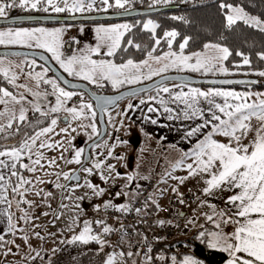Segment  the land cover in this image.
<instances>
[{
	"label": "snow or ice",
	"instance_id": "obj_1",
	"mask_svg": "<svg viewBox=\"0 0 264 264\" xmlns=\"http://www.w3.org/2000/svg\"><path fill=\"white\" fill-rule=\"evenodd\" d=\"M99 2L106 6L104 9L106 11L107 8L111 7L124 9L130 0H114V3L110 2V0H99ZM96 3L97 0H0V17H6L8 14L7 10L15 7L35 10L44 6L43 11L45 12H48L49 9L56 13L65 11L84 12L91 11ZM220 8L227 10L225 16L227 27L231 28L237 22H243L245 25L256 27L261 32H264V20L249 15L242 7L229 3H221ZM131 27L128 24L114 25L111 27L100 26L96 29L100 43L95 48L88 49L86 54L73 55L66 58H63L60 52V48L62 47V29L9 28L6 31H0V45L20 44L30 48L35 46L36 48L45 49L52 54V57L68 75L81 77L101 87L103 86L99 83L101 80L110 81L114 88H118L125 83L132 84L139 82L141 79H151L152 76L166 72L169 68H178L180 70L187 68L196 72L202 69L205 72L217 70L227 73L228 71L227 68L223 67V61H226L232 55L228 47L208 43L204 45V48L214 53L213 55H208L207 53L184 55V49L189 42V38H185L180 43L179 53H177L171 51L173 41L178 35L175 31H167L164 33L170 51L164 53L163 56H154L153 53L156 51V48L153 47L147 53L148 59L140 63H135L132 59H128L126 63L118 65L111 60H94L91 58V54L99 53L102 46L107 47V56L115 55L117 49L121 48L122 37L125 32L131 30ZM143 28L155 34L157 25L152 20H148L143 24ZM160 42V39L155 40L156 45H159ZM126 43L137 49L141 47L139 44H134V41L131 39ZM236 54L243 56L244 65L250 64L248 56L239 52ZM193 56L195 57V63H190L193 60ZM259 56L261 60H264V53H260ZM149 60L154 61L156 64H160L161 61H167V63L153 70ZM3 63L0 60V73L3 74L7 82L14 87L25 88L27 91H31L27 89L26 85L16 84L18 79L17 73L12 72L10 67H4ZM34 63L35 61H32V64ZM145 67L148 68L147 74L142 72V69ZM49 71L50 69L45 68L43 73H35L34 76L32 73H28L36 81L37 87L41 81L51 85L52 94L56 97V103L48 111L57 113L63 109L71 115L72 119H79L84 116L85 110H88L91 116L95 118L96 112L93 110L91 103H81L79 109L76 107H65L66 101L71 100L77 93L66 91L59 85L57 79H45L44 77ZM259 75L264 76V71L260 72ZM64 83L68 82L65 80ZM221 83L232 84L244 82L224 80ZM72 87L76 86L72 85ZM160 90L165 93L170 92L168 87H163ZM32 95L39 97L40 93L34 92ZM252 95L250 92L240 93L221 89L201 91L198 88H190L188 92L181 91L173 97L174 101H179L185 105L186 109L191 110L190 112L187 110L184 111L183 116L185 119L194 117H201L203 119V123L198 124L187 132L188 137L195 136L201 133L203 129L211 126V130L204 134L203 139L196 143L194 149L184 153L185 158H194L193 163L187 164L188 177L197 176L202 173L210 174V179L205 180V184L207 185L203 189L205 194H212L214 189L233 191V194L228 197L227 203L232 205L234 211L227 218L224 217V212H220L219 215L224 224L232 223L235 225L234 231L231 234L224 233L223 231L212 232L209 234L211 238L208 240L209 248L227 253L228 258L225 264H264V94H256L258 100L249 102ZM201 97L207 102V112L210 113V116L205 117V110L198 107ZM217 97L222 98V103L216 101L215 98ZM26 99L23 93L18 97L7 88L0 87V105L5 106L4 110L0 111V118L7 117V124L0 123V133L8 134L6 136H0V139H7L8 136L19 132L18 127L14 132H9V130L13 129V122L17 119L20 122H24L27 119V109L23 106V101ZM150 99L155 98L150 97ZM97 100L99 102V98ZM112 102L111 100H104L103 102H99V106L104 111L106 110L105 105ZM10 103L21 105L18 117L14 108L7 107ZM140 103L143 104L145 101L141 100ZM160 103L166 104L167 102L162 99ZM128 107L131 108L132 105L129 104ZM33 110L40 112L42 116L47 115V112L42 111L39 104H33ZM164 110L166 112L172 111V109L167 107ZM149 111L151 112L153 109L149 108ZM176 118H179V116ZM169 119H172V117L169 116ZM253 119L257 121V125H253ZM152 123L155 124L156 121L153 120ZM56 124L57 119L53 118L50 121V126L41 128L33 135H27L18 146L11 144L0 146V149H2L0 150V204H7V208L0 211V215H6L9 231L16 228V224L13 222L14 213L10 211L11 201L8 199L9 187L13 194L21 197L17 201V207H20L21 204H28L31 207V202L23 199V197L30 190L25 186L30 185L32 182L19 172L18 166L19 169H25L28 172H35L37 170L36 166L43 167L41 160L44 159V155L38 150L34 152V149H37V141L40 137L53 132ZM89 126L92 127L93 132L97 131L95 124ZM61 131L67 132L68 129H61ZM214 135L226 137L227 142H221L215 139ZM245 139H248V143H244ZM58 145L59 142L56 144L41 142L38 148L52 149ZM82 152L83 149L77 150L73 159L67 162L79 164ZM25 154H27V158L31 161L30 164L22 162V157ZM33 155L36 156L35 159H32ZM109 155H111V151ZM181 163L178 162L176 167H179ZM53 164H55V160L49 161L50 166ZM95 167L100 168L101 164L97 163ZM112 167V165H109L110 169ZM4 170H7V178ZM85 171L91 173L92 169H85ZM64 176L66 179L70 178L67 173H64ZM11 177H16L17 183L15 185H10ZM188 177L179 178L180 183H183ZM127 179L131 181L133 180V176H128ZM56 187L62 188L64 186L57 184ZM88 187L93 188L96 195H102L104 192L103 188L97 189L91 183H88ZM41 191L43 190L41 189ZM36 194L39 195L40 192ZM45 195L50 196L51 193L49 192ZM180 202L183 203V200ZM61 207H67V205H61ZM104 207L116 206L109 202ZM21 211L24 215L18 219H24L27 222L30 219L27 210L21 209ZM117 211L126 212L128 208L122 205L117 207ZM136 212L140 213L141 209L137 208ZM207 218L209 220L213 219L212 216H208ZM96 223L103 225V221L98 220ZM159 223L163 224L164 221H159ZM216 228H220L219 223L216 224ZM69 230L71 231L72 229L70 228ZM112 231L113 229L109 226L104 225L102 227L104 234ZM36 235L39 236L40 234L37 233ZM200 236L204 237L205 233L201 232ZM4 239V236L0 235V242H3ZM23 239L27 242V236L23 237ZM76 242L83 244L96 242L101 246V250L106 244V241L102 240L99 234L93 233L89 222H85L83 230L79 234L73 235L72 239L68 241V243ZM150 252L151 247L149 246L144 255L145 264H151L152 257L149 255ZM119 255L121 257L126 255L131 258L134 253L131 251L127 253L121 252ZM171 261L172 264H176V257H171ZM106 264H116V254L109 255ZM179 264H201V261L191 256H185Z\"/></svg>",
	"mask_w": 264,
	"mask_h": 264
},
{
	"label": "rangeland",
	"instance_id": "obj_2",
	"mask_svg": "<svg viewBox=\"0 0 264 264\" xmlns=\"http://www.w3.org/2000/svg\"><path fill=\"white\" fill-rule=\"evenodd\" d=\"M110 2L114 3V0H110ZM133 5L134 0H130V2L125 5L124 9L111 7L107 8L105 11L104 9L106 6L97 0V3L93 6L91 11H65L62 13L53 12L51 9H49L48 12H45L43 11L44 6L35 10L30 8L22 9L15 7L8 9L7 16L0 17V20L16 17H32L35 18V20L41 21H52L59 18H74L76 20L68 22L63 21L54 24H38L35 26L0 25V31H6L9 28H45L48 30L62 29V47L60 48L62 57L66 58L73 55H83L87 53L88 49L95 48L100 43L96 32L98 27H111L114 25L128 23L126 21H118L114 23H91L77 20L100 19V16L104 14L132 10ZM148 20L151 19L147 18L144 23ZM153 23L156 24L154 21ZM161 41H164L167 44L165 37H163ZM9 48H22L46 53L56 67L63 71L69 79L83 81L94 93L101 92L106 88H111L113 92L121 91L147 83L154 78L167 73H187L197 77H224L226 74L232 72L229 70L227 73L217 70H214L213 72H205L203 69L196 72L187 68L184 70L169 68L166 72L152 76L151 79H141L139 82L132 84L125 83L118 88H114L110 81L101 80L99 82L103 85L101 87L97 84L91 83L90 81L84 80L81 77L68 75V73H66L63 68L60 67L59 63L52 57V54L45 49L36 48L35 46L30 48L20 44L0 45V49L2 50ZM168 51H170L169 48L162 54L154 56H163V54ZM106 52L107 47L102 46L99 53L91 54V58L94 60H107L103 58V56H107ZM177 53H179V51H177ZM194 53H207L208 55L214 54L210 50H206L204 48L203 51L184 53V55H193ZM145 59H148L147 55L143 60ZM0 60L4 62V67H10L12 72L17 73L18 79L16 84L26 85L27 89L31 90L27 91L25 88L14 87L9 84L3 74L0 73V76H2V78L7 82V89L9 91H12L18 97L21 93H23L27 98L23 101V106L27 109V119L24 122H20L18 119L14 121L13 129L9 130V132H14L17 127L19 128V132L8 136L7 139H0V146L5 145L6 143L18 146L27 135H33L36 131H38H33L32 134H30L34 125H36L34 119H37L38 117L41 121L48 116L50 117V121L53 118L57 119V124L54 126L53 132L40 137L37 141V149H34V152L38 150L43 153L44 159L41 160L43 167L41 168L40 166H36L37 170L35 172H28L25 169L18 168L19 172L26 179L32 182L30 185L25 186L30 190L27 191L23 197V199L31 202V207H29L28 204H21L20 207H17V201L20 200L21 197L17 194H13L11 192V188L9 187L8 199L11 201L10 211L14 213L13 222L16 224V228L12 231L8 230L7 217L0 222V235H3L5 238L3 242H0V245H2L0 246L1 264L9 263L8 255L12 257V264H47L57 256V252L62 245L68 243V241L72 239L73 235H77L83 230L85 222H89L92 227L98 219L99 206L103 202L108 203L113 202V199H130L131 197H134L141 187L140 183L147 178H154L156 180L155 195L159 196V199H161V197H164L172 190V184L169 182L177 185L180 184L179 178L188 177L187 164L193 163L194 158H185L182 153L175 154L170 151L169 148L164 147L161 144L152 142L148 143L145 139V135L138 133V128L133 127L127 121V123L122 121V110H124L126 106L128 107L129 103L133 99H140L145 95L141 94L134 97L124 98L113 108L105 110V119L108 131L104 138L91 148V161L87 166L81 169L82 181L80 183L70 184L67 187H56L57 184L64 185L63 183L66 179L64 173L68 174L77 165H79L75 162L68 163L67 161L73 159L75 152L83 149L84 144L98 134L99 127L96 121V116L93 118L88 110H85L84 116L79 119H72L71 115L63 109L57 113L49 112L48 109L55 106L56 103V97L52 94L51 85L45 84L41 81L37 87L36 81L28 75V73H32L33 76L35 73H43V70L46 67L30 56L7 53L5 51L0 54ZM32 61H35V63L32 64ZM141 61L134 62L140 63ZM149 63L151 64L152 69L155 70L163 66V64L167 63V61H161L160 64H156L154 61L149 60ZM190 63H195L194 56ZM223 67H225L224 64ZM142 72L147 74L148 68H143ZM44 78L55 79L48 75V72ZM59 85L61 86L60 83ZM169 85L177 87H179V85L184 86L183 84L176 83ZM64 89L66 91H70L66 88ZM251 91H254V93L258 92L257 90ZM34 92H39L40 96L36 97L32 95ZM76 93L79 100L71 102H68V100L66 101L65 107H76L79 109L81 103L92 104L91 100L85 94ZM33 104H39L42 111L47 112V115L42 116L40 112L34 111ZM7 107L14 108L18 117L19 108L21 107L20 104L10 103ZM4 108V105H0V111H3ZM62 116H66L68 118L67 123H64L61 120ZM50 121L45 127L50 126ZM0 123L7 124V117L0 118ZM91 124H95L97 129L96 132L92 131V127L89 126ZM65 128L68 129L67 132L61 131V129ZM73 129H75V131H73ZM138 134L140 139H138ZM6 135L8 134L0 133V136ZM134 138H137L136 141L133 140L131 142ZM214 138L221 142H227L226 137L214 135ZM41 142H49L53 144L59 142V145L52 149H40L38 148V145ZM244 143H248V139H245ZM110 151L111 155H109ZM82 156L83 152L81 153L80 162L82 160ZM35 158L36 156L33 155L32 159ZM137 158L138 164L140 165V168L137 167L138 169L134 167ZM51 160H55V164L50 166L49 161ZM22 162L28 164L31 163V161L27 158V154L22 157ZM178 162L182 163L179 167H176ZM97 163L101 164L100 168L95 167V164ZM109 165H112L113 167L110 169ZM89 168L92 169L91 173L85 171V169ZM172 169H174L176 174H173L174 172ZM6 175H8V173ZM128 176H133V180L129 181L127 179ZM207 179H210V174L202 173L197 176L188 177L186 181L184 180L187 182V185L185 183L183 184L188 188L193 187L195 189H199L201 185L205 184V180ZM16 183V177H11L10 185H15ZM88 183L95 185L97 189L103 188V194L96 195L93 188L88 187ZM41 189L43 191H41ZM37 192H40V194L37 195ZM49 192L51 195L46 196L45 194ZM4 205L5 208H7V204ZM61 205H67V207H61ZM21 209H26L29 214L30 219H28L27 222L24 219H18L24 215ZM45 213H47V215H45ZM195 225L196 224H194V227H197ZM70 228L72 229L71 231L69 230ZM190 230H192V228H190ZM37 233L40 235L37 236ZM25 236H27V242L23 239ZM9 249H11V251H9ZM111 252L122 259L119 255V253L122 252L119 245L114 243V247ZM37 253H39V255H37ZM186 253L188 252L181 253L179 256H184ZM177 261L180 262V260L176 258V262ZM201 264H203L202 261Z\"/></svg>",
	"mask_w": 264,
	"mask_h": 264
},
{
	"label": "trees",
	"instance_id": "obj_3",
	"mask_svg": "<svg viewBox=\"0 0 264 264\" xmlns=\"http://www.w3.org/2000/svg\"><path fill=\"white\" fill-rule=\"evenodd\" d=\"M221 3L242 7L248 14L264 20V0H134L133 9L147 12L126 18L97 19L81 22L114 23L126 21L128 25L132 26L131 30L125 32L122 37L121 48L117 49L115 55L103 56V58L111 60L115 64H122L128 59H132L135 62L141 61L153 47L156 48L153 55L162 54L168 49V45L161 41L167 31L178 33L171 48L175 52L179 51V45L185 38H189V42L184 49V53L203 51L204 45L208 43L228 47L232 55L223 64L225 68L232 72L224 77H253L257 79V82L248 85H202L195 87L264 91V76L259 75L260 72L264 71V60H261L259 56L260 53H264V32H261L256 27L245 25L243 22H237L231 28L227 27L225 18L227 10L220 8ZM147 18L156 23L155 34L143 28ZM38 24L54 23L22 21L2 25L35 26ZM129 39L141 47L137 49L134 46L127 45L126 42ZM156 39H160L159 45L155 44ZM237 52L248 56L250 64L244 65L243 56L237 55ZM48 75H51L50 72ZM0 87L7 88V82L2 76H0ZM105 92H113V90L106 88ZM39 120V117L34 119L36 125H34L30 134L47 126L50 117H45L43 121ZM5 145L9 144L6 143ZM150 209H155V205L151 204ZM205 229L209 231L210 227L206 225ZM104 241H106V244L102 250L101 246L96 242H89L88 244L79 242L66 243L60 247L57 256L47 264H104L114 243L117 242L111 238H107ZM171 246L172 244L164 242L153 243L151 253H168V249ZM189 252L193 257L201 260L203 264H225L228 258L227 253L209 248L205 237L201 236H193Z\"/></svg>",
	"mask_w": 264,
	"mask_h": 264
},
{
	"label": "crops",
	"instance_id": "obj_4",
	"mask_svg": "<svg viewBox=\"0 0 264 264\" xmlns=\"http://www.w3.org/2000/svg\"><path fill=\"white\" fill-rule=\"evenodd\" d=\"M163 87H168L170 89L169 93L163 92ZM190 88H198L201 91H207L208 89H221V90H232L237 91L240 93L250 92L253 95L249 102L258 100V96L256 94H264V91H258L254 93V91H240V90H233L229 88H199L195 86L189 85H179V87L174 85L165 84L162 85L150 92L145 93L143 97L140 99H133L129 104L132 105L131 108L127 107L122 110V121L125 123H129L133 127L138 128V133H142L145 135V139L148 143H157L161 144L164 147L170 149V151L174 152L175 154L179 153H186L192 150L196 143L203 139L204 134L211 130V126L202 130L201 133L188 137L187 132L191 130L193 127L197 126L198 124L203 123V119L201 117H194L191 119H185L183 113L185 110L191 111L190 109H186L185 105L180 103L179 101H174L173 97L183 91L188 92ZM150 97H154L155 99H150ZM166 101V104H161V100ZM217 102L222 103V98H215ZM144 100L145 103L141 104L140 101ZM165 107L172 109L171 112H166L164 109ZM198 107H201L205 110V117L210 116V113L207 112V102L204 100L203 97L200 98V103ZM149 108H152L153 111H149ZM169 116L172 119H169ZM179 116V118H176ZM155 120L156 123L153 124L152 121ZM127 121V122H126ZM253 125H257V121L255 119L252 120ZM138 134V139L140 136ZM137 138L131 140L136 141ZM149 140V141H148ZM146 166V165H144ZM136 169L140 168L138 164V158L135 161ZM138 167V168H137ZM144 169V168H141ZM173 170V174L176 172ZM7 174V170H4ZM29 175V174H28ZM7 178V175H6ZM186 181V180H185ZM183 182L187 185V182ZM171 192H178V193H192L195 197L194 202L191 205L193 209L194 219L189 225L188 233L190 238L192 239L193 236H200V233H205V239L208 243V240L211 238L210 233L223 231L224 233L231 234L234 231L235 225L232 223L224 224L222 218L220 217L219 213L224 212V217L227 218L232 214L234 209L232 205L227 203V199L230 195L233 194V191L228 190H220L214 189L212 194H205L203 189L207 186L206 184L201 185L199 189H195L193 187L188 188L184 186L183 183L174 185L172 182ZM175 189V191H173ZM235 191V190H234ZM170 192V191H169ZM157 196V195H156ZM102 203V202H101ZM5 208L4 204H0V211ZM212 216L213 219L209 220L207 217ZM6 218V215H0V222H2ZM195 222V223H194ZM220 224V228H216V224ZM194 224H196L194 227ZM208 225L210 227L209 231H206L205 226ZM192 228V230H190ZM115 244L119 245L120 250H122L121 243L119 241L115 242ZM114 247V246H113ZM111 252L110 254H112ZM109 254V255H110ZM108 255V256H109ZM180 254L175 255L178 260H182L185 256L193 257L190 252L186 253V255L179 256ZM194 258V257H193ZM108 259V257H107ZM106 259V261H107ZM106 261L104 264H106ZM116 264H134L132 258H128L125 256L119 258L116 255ZM176 264H179L177 261Z\"/></svg>",
	"mask_w": 264,
	"mask_h": 264
},
{
	"label": "built area",
	"instance_id": "obj_5",
	"mask_svg": "<svg viewBox=\"0 0 264 264\" xmlns=\"http://www.w3.org/2000/svg\"><path fill=\"white\" fill-rule=\"evenodd\" d=\"M140 184L141 187L134 197L110 202L116 207L105 208L107 202L99 206L96 221H103V225L95 221L92 225L93 233L99 234L102 240L111 238L119 241L124 253H134L131 257L134 264H145V252L153 243L172 244L168 253H149L152 257L151 264H172L171 257L190 251L191 238L188 228L194 219L191 205L195 197L192 193L170 191L159 199V196L155 195L154 178H147ZM151 204L155 205V209H150ZM122 205L127 206L128 211H117V207ZM137 208L141 209L140 213L136 212ZM159 221L164 223L160 224ZM104 225L113 231L104 234Z\"/></svg>",
	"mask_w": 264,
	"mask_h": 264
},
{
	"label": "water",
	"instance_id": "obj_6",
	"mask_svg": "<svg viewBox=\"0 0 264 264\" xmlns=\"http://www.w3.org/2000/svg\"><path fill=\"white\" fill-rule=\"evenodd\" d=\"M144 12V10H138V9H132L129 11L124 12H117V13H108L100 16V19H116V18H126L134 15H140ZM76 20L74 18H59L54 19L52 21L45 20L42 22H52V23H58L63 21H73ZM97 20V19H94ZM22 21H41V20H35V18L32 17H16V18H10L6 20H0V25L2 24H9V23H17ZM77 21H90V19H81ZM7 53H16L21 55H26L34 58L37 60L40 64L44 65L46 68L50 69V74L55 77L58 82L65 87L68 90L71 91H81L83 92L92 102L94 111L96 112V121L98 123L99 131L96 136H94L92 139L87 141L84 144L83 148V156L82 160L72 171L68 173V176L70 178L65 179L64 181V187H67L70 184L74 183H80L82 181L81 176V169L87 166L91 161V148L98 143L100 140L104 138L108 131V126L105 119V110L102 111L101 107L99 106V102H103L104 100H111L113 101L110 104L105 105L106 109L113 108L116 106L121 100L124 98L134 97L141 94H145L147 92H150L162 85L165 84H183V85H189V86H226V85H234V84H240V85H248V84H254L257 82L256 78L253 77H197L193 76L191 74L187 73H167L162 76H158L154 78L153 80L140 84L131 88H127L121 91L111 92V93H94L90 87L84 83L83 81H76L69 79L60 69L56 67V65L50 60L48 55L42 51H33V50H26L22 48H9V49H0V54L3 52ZM67 81L68 83H64V81ZM224 80H231V81H243L244 83H232V84H224L221 83V81ZM72 85H75L76 87H72ZM99 98V102L97 100ZM118 98V99H117ZM64 116L62 117V121L64 123L68 122V118Z\"/></svg>",
	"mask_w": 264,
	"mask_h": 264
},
{
	"label": "flooded vegetation",
	"instance_id": "obj_7",
	"mask_svg": "<svg viewBox=\"0 0 264 264\" xmlns=\"http://www.w3.org/2000/svg\"><path fill=\"white\" fill-rule=\"evenodd\" d=\"M63 72V71H62ZM49 73V72H48ZM64 73V72H63ZM65 74V73H64ZM66 75V74H65ZM50 76H52V75H50ZM67 76V75H66ZM53 77V76H52ZM53 78H55V77H53ZM56 79V78H55ZM58 81V80H57ZM59 83V82H58ZM62 86V85H61ZM63 87V86H62ZM65 88V87H64ZM68 90V89H67ZM105 90L106 89H104V90H102L101 92H98V93H102V92H104V93H111V92H105ZM71 91V90H70ZM72 92H78V93H83V92H81V91H72ZM84 94V93H83ZM78 101L79 100V97L77 96V95H74L73 97H72V99L71 100H69L68 102H71V101ZM62 117H64V116H62ZM62 117H61V120H62ZM115 200H117V199H113V201H115ZM9 256V259H8V264H12V257H10V255H8ZM0 264H1V260H0Z\"/></svg>",
	"mask_w": 264,
	"mask_h": 264
}]
</instances>
